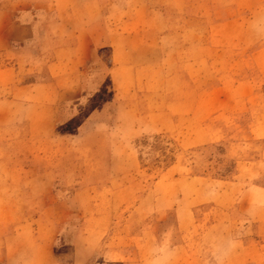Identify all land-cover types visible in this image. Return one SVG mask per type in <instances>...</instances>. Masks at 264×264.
<instances>
[{"label": "rangeland", "instance_id": "374dc122", "mask_svg": "<svg viewBox=\"0 0 264 264\" xmlns=\"http://www.w3.org/2000/svg\"><path fill=\"white\" fill-rule=\"evenodd\" d=\"M101 1L83 67L94 88L72 103L64 80L65 136L41 145H59L57 160L47 154L58 175L45 191L28 185L47 193L28 209H48L28 217L38 230L28 264H264V0H162L158 17ZM124 62L133 87L118 97L110 71ZM156 135L176 157L168 168ZM13 252L14 264L26 253Z\"/></svg>", "mask_w": 264, "mask_h": 264}, {"label": "crops", "instance_id": "0c3cea01", "mask_svg": "<svg viewBox=\"0 0 264 264\" xmlns=\"http://www.w3.org/2000/svg\"><path fill=\"white\" fill-rule=\"evenodd\" d=\"M103 4L101 0H0V126L15 127L14 132L0 136L15 137L22 143L21 148L10 149L0 139V150L28 156L23 162L0 159V170L12 174L8 180H0V264H14V249L26 252L18 264H28V248L38 243V230L28 217L43 218L48 216V209L41 207L33 213L28 202L42 201L47 193L32 196L28 185L45 191L58 175L59 145L52 151L41 145L65 136L56 127L60 106L69 101L65 96L69 83L64 80L76 86L72 103L80 99L82 92L94 88L91 76H84L83 67L96 55L93 27L107 14ZM131 5L133 10H147L158 17L165 4L162 0H134ZM173 5L181 7L179 2ZM127 66L126 62L115 64L110 71L118 97L133 87ZM34 140L39 146L30 144ZM53 151L56 160L49 163L47 154ZM18 185L22 191H13ZM252 259L255 255L249 254L247 263Z\"/></svg>", "mask_w": 264, "mask_h": 264}, {"label": "trees", "instance_id": "16d2710c", "mask_svg": "<svg viewBox=\"0 0 264 264\" xmlns=\"http://www.w3.org/2000/svg\"><path fill=\"white\" fill-rule=\"evenodd\" d=\"M162 137H163L162 135H156L155 136L156 140H158V146L157 147L159 148V150L162 152V155L164 156V160H162L163 161V167L168 168V167H170L175 162L176 157L174 155H172V154L171 155L165 154V152H166L165 151V148L166 147L161 144ZM158 160H159V158H158Z\"/></svg>", "mask_w": 264, "mask_h": 264}]
</instances>
